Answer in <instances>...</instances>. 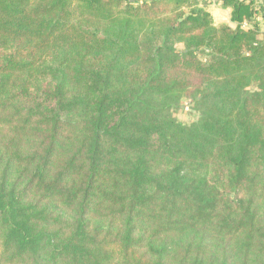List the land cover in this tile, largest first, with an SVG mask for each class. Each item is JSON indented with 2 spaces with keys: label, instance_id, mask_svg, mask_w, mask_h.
Segmentation results:
<instances>
[{
  "label": "trees",
  "instance_id": "trees-1",
  "mask_svg": "<svg viewBox=\"0 0 264 264\" xmlns=\"http://www.w3.org/2000/svg\"><path fill=\"white\" fill-rule=\"evenodd\" d=\"M218 3L0 0V264H264V1Z\"/></svg>",
  "mask_w": 264,
  "mask_h": 264
},
{
  "label": "rangeland",
  "instance_id": "rangeland-1",
  "mask_svg": "<svg viewBox=\"0 0 264 264\" xmlns=\"http://www.w3.org/2000/svg\"><path fill=\"white\" fill-rule=\"evenodd\" d=\"M204 1L206 2V9L209 8V10L211 12H213L212 14H214V15H212V19H213L214 24L217 25L220 23H225L224 21H227L226 15L224 13H222L223 15L222 14L221 15L216 14V12L219 11L217 9V4H218L217 1H219V0H204ZM257 1H264V0H257ZM228 24H230L232 26L234 25L233 23H228ZM244 26H246V23H244ZM260 28L262 31H264L263 25H261ZM259 37L261 38V36H259ZM176 46H177V48L182 47L181 44H177ZM251 88H254V85ZM173 116L180 122L191 123L196 119L197 113L193 109L189 100L182 99L180 107L173 111Z\"/></svg>",
  "mask_w": 264,
  "mask_h": 264
},
{
  "label": "crops",
  "instance_id": "crops-1",
  "mask_svg": "<svg viewBox=\"0 0 264 264\" xmlns=\"http://www.w3.org/2000/svg\"><path fill=\"white\" fill-rule=\"evenodd\" d=\"M217 2H219V1H217ZM217 9L219 10V11H217L216 12V14H218V15H221L222 13H224L225 15H226V19H227V21H224L225 23H231L230 21H229V13H230V9H228V8H221L220 6H219V3L217 4ZM210 13H211V15H214V14H212L213 12H211L210 10H209V8L207 9ZM223 15V14H222ZM229 21V22H228ZM230 25V24H229ZM232 26V25H231ZM234 26V25H233Z\"/></svg>",
  "mask_w": 264,
  "mask_h": 264
}]
</instances>
